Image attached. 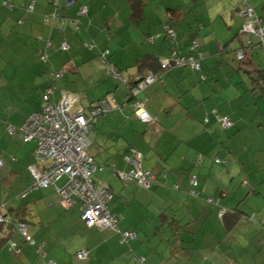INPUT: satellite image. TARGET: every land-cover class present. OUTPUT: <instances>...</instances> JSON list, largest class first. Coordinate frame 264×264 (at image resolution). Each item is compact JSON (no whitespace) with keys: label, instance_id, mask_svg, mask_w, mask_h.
<instances>
[{"label":"crops","instance_id":"1","mask_svg":"<svg viewBox=\"0 0 264 264\" xmlns=\"http://www.w3.org/2000/svg\"><path fill=\"white\" fill-rule=\"evenodd\" d=\"M142 1V15L133 17L128 0H76L68 9L58 0L66 20L48 24L43 18L53 11L52 0H0V72L8 82L0 83L6 85L0 93L5 173L0 211L25 221L26 235L34 241L13 226L9 232L0 226V264H137L132 239L122 242L121 229L151 230L160 239L154 252L144 253V264H264V50L254 48L236 63L234 53L244 43L238 34L244 20L235 12L239 0L223 7L222 22L211 8L203 17L183 0ZM83 4L87 12L77 15ZM254 10L264 17V0H256ZM193 39L203 53L201 71L187 66L161 71L160 79L138 95L146 101L148 120L134 112L129 86L101 72L108 68L136 82L157 71V64L148 63L171 58L173 51L187 53ZM5 51H10L6 59ZM94 63L100 71L93 68L91 80L102 83L97 95L89 93V80L85 86L66 83ZM55 72L61 75L54 82ZM50 86L51 99L66 97L73 109L88 108L107 95L114 99L111 111L88 132V152L99 166L95 179L110 187L108 210L118 217L116 229L86 226L79 204L62 203L53 185L32 188V168L41 166L34 157L36 142L9 134L7 126L19 127L39 112ZM216 116H227L232 126L221 127ZM132 149L140 152L142 168L157 176L149 188L114 173L131 167L125 157L133 158ZM66 181L62 176L56 185ZM234 209L247 217L227 229L220 212ZM9 239L19 246L18 254L9 250ZM162 240L167 253L160 249ZM82 249L88 258H76Z\"/></svg>","mask_w":264,"mask_h":264},{"label":"built area","instance_id":"2","mask_svg":"<svg viewBox=\"0 0 264 264\" xmlns=\"http://www.w3.org/2000/svg\"><path fill=\"white\" fill-rule=\"evenodd\" d=\"M76 3V0H64L65 7H71ZM87 5L83 4L79 8V14L87 12ZM239 14L249 19L253 15L250 7L243 5L239 10ZM56 13L48 16V19L53 18ZM167 32L173 36L171 29L167 28ZM242 33H251L257 36L261 44H264V21L259 20L257 24L246 21L241 28ZM150 40V39H149ZM61 49H65L67 44L61 43ZM198 43L192 41L188 52L179 54L173 51L171 58L161 61L163 69L174 66H187L194 71H201V59L203 54L197 49ZM108 50L101 52V59L106 60ZM237 59L241 60L245 57L244 48H239L236 51ZM115 79L127 84L128 79L120 72H111ZM60 72L53 74L54 79L59 78ZM153 73H147L140 78L136 84L129 89V98L131 105L137 117L141 120H148L149 114L145 109L146 101L138 98L140 91L145 87L159 79ZM204 79L203 73L200 75ZM54 86L47 88L42 95L44 105L39 112L30 114L19 127L7 126L9 134H16L21 139L26 141H35L34 157L41 165L40 168L33 166V184L32 188H45L53 185L59 195L60 201L66 205L79 204L80 219L88 227L117 228L118 217L116 214L108 210V202L112 196L110 187L103 182L95 179V173L99 169L98 164L94 161L92 155L88 152L90 140L88 132L94 127L97 120L108 113L114 106L113 97L107 95L100 98L88 108L73 109L68 98L62 97L59 100H52ZM218 124L227 128L232 126L233 122L227 116H216ZM133 158L125 157V160L131 164V167L126 171H114L123 181H134L143 187H149L156 182V174L149 169H143L141 166V154L138 150L132 149ZM218 163H225V160L220 158L215 159ZM4 164L0 158V166ZM62 176L67 178L66 183L59 187L56 181ZM192 187L196 185V176H190ZM190 193L196 195L197 192L191 188ZM10 222V218L0 211V222ZM16 228L19 232L25 235L27 241L34 243L26 235L27 225L24 222H16ZM121 239L126 242L129 239L136 237L133 230L120 232ZM9 250L14 253H19L20 248L14 241H9ZM78 259L88 258V250L82 249L76 253ZM138 264H144V257H135Z\"/></svg>","mask_w":264,"mask_h":264},{"label":"rangeland","instance_id":"3","mask_svg":"<svg viewBox=\"0 0 264 264\" xmlns=\"http://www.w3.org/2000/svg\"><path fill=\"white\" fill-rule=\"evenodd\" d=\"M31 1V0H30ZM237 1L238 0H183L181 3H188V8H190V9H192L195 13H196V15H203V17H207V13H206V9L207 8H211L212 10H213V12L216 14V18H218V20L220 21V22H222V20H223V18H222V16H221V14H222V12H223V7H225V6H228V5H230V4H235V3H237ZM240 1V0H239ZM255 1L256 0H248V3L251 5V7H253L254 8V6H255ZM155 2L156 3H158L159 2V0H155ZM150 7V6H149ZM256 7H258V6H256ZM226 17H224V19H225ZM225 20H227V18L225 19ZM239 36H241L242 38H243V41H244V43H245V41L248 39V38H250V39H252V40H256V38L254 37V36H250V35H247L246 33H244V34H239ZM262 49V48H261ZM260 49H258V51H259ZM261 53V52H260ZM260 53H258V54H260ZM4 59H6L9 55H10V51H5L4 53ZM235 55V58H236V63L238 64V62H240L238 59H237V57H236V52L234 53ZM242 60V59H241ZM1 61V60H0ZM93 68H95V69H97L96 70V73L98 72V71H100V70H98L100 67L98 66V65H95V63L94 64H92L91 66H90V68H85V69H81L80 71V75H78V74H75L74 75V78H73V83H71V82H68L67 80H66V83H68V84H71L72 86H85L84 84H85V81L86 80H89L90 82L89 83H87V86H88V89L90 90V92L89 93H93L94 95H97V94H95L94 92H96V90H99L100 89V85L99 84H102V83H97V82H95V80H91V77H92V75L90 74V72H92L93 71ZM2 69V66L0 65V70ZM101 72H104L106 75H108V77H111V76H113L112 74H111V72H109L108 71V68L106 69V70H102ZM100 72V73H101ZM199 75V74H198ZM49 77H50V75H49ZM127 78V77H126ZM128 79V78H127ZM209 79H210V77H209ZM208 79V80H209ZM64 80H65V78H64ZM128 81H129V79H128ZM4 83V84H7L8 82H7V79L4 77V76H2L1 75V72H0V83ZM204 83V81H200L199 83ZM59 83H62V80H60L59 81ZM118 85L119 86H121L122 85V82L121 81H118ZM129 83H127V85H128ZM129 86V89H130V86L131 85H128ZM6 88V85H5V87H3L2 86V88H0V93L4 90ZM98 93H100V92H98ZM7 94H8V92H7ZM112 95V94H111ZM139 97V96H138ZM131 99V98H130ZM85 100H87V99H85ZM125 106V105H124ZM111 111V110H110ZM109 111V112H110ZM89 151L91 150L90 148L88 149ZM3 158H4V156H3ZM5 173L3 172V170L2 169H0V179H1V177H3V175H4ZM96 175L98 174V176H99V174H100V172L99 171H96V173H95ZM100 177V176H99ZM58 184L59 185H61L62 183L61 182H58ZM141 187H143V186H141ZM7 191L10 193V189L7 187ZM14 194H15V192H13ZM14 194H12V195H14ZM12 201L14 200V199H11ZM252 219V218H251ZM140 223H142V222H140ZM144 223V222H143ZM145 223H147V222H145ZM121 229V228H120ZM128 230H131V229H128ZM133 230V229H132ZM239 230H240V228H239ZM117 231V230H116ZM124 231H126V230H124ZM122 229H121V231L120 232H124ZM133 231H135V230H133ZM151 230H147V231H140V230H137V232L136 233H138V235H137V238H135V239H132L130 242H129V245L130 246H132V247H134V249H135V251L136 252H134L135 253V255L136 256H144V253L146 254V255H148V254H150V251H152V252H154V250H152L151 248H155V247H157V246H159V244H157V242L160 240L157 236H153L151 233H149ZM242 233L240 234V235H242L243 237L245 236L244 235V230H240ZM235 233H237V229H235V231H234ZM152 237H151V236ZM151 237V238H150ZM151 240H152V242H151ZM173 240V239H172ZM36 242H35V246H38L39 244L38 243H40L38 240H35ZM167 242V240H162V242H161V247H160V249L162 248L163 249V251H165V253H167L170 249L168 248V247H166V243ZM152 243H154L153 244V247H151V244ZM135 244H139V245H141L142 247H144V250L145 251H141V250H139V249H136V247H135ZM124 246H128L127 244L126 245H124ZM129 247V246H128ZM237 248H238V245H237ZM175 250H177V248L175 249ZM163 251H161V252H163ZM240 254H243V253H246V252H244V251H238ZM73 253V252H72ZM179 254V252H175V254L174 255H178ZM134 255V256H135ZM77 258V257H76ZM178 259L176 258V261H177ZM86 261H78L77 260V262H75L74 264H86L85 263Z\"/></svg>","mask_w":264,"mask_h":264},{"label":"trees","instance_id":"4","mask_svg":"<svg viewBox=\"0 0 264 264\" xmlns=\"http://www.w3.org/2000/svg\"><path fill=\"white\" fill-rule=\"evenodd\" d=\"M63 1V7H65V5H64V0H62ZM129 1V3H130V6H131V9H132V13H133V17L135 16V15H142V9H143V1L142 0H128ZM52 4H53V11L52 12H50V13H47V14H45L44 15V18H43V21L44 22H46V23H48V24H53L56 20H58L61 24H63L64 22H65V20H66V17L65 16H62L61 15V13H60V10H61V7L59 6V2H58V0H52ZM243 5H245V6H248V7H250L251 9H252V11H253V15H252V17L251 18H249V19H246V18H244V17H242L240 14H239V10L243 7ZM72 7V6H71ZM65 8H67V7H65ZM68 8H70V7H68ZM67 8V9H68ZM80 8V7H79ZM79 8H78V12H77V15H83V14H79ZM235 12H236V14L238 15V16H240L241 18H243V23H242V25H241V27H240V29L238 30V34H244L243 32L241 33L240 32V30H241V28L243 27V25H244V23L246 22V21H251V22H253V23H255V24H257V22H259V20H262V21H264V17H262V16H259L256 12H255V10H254V8L253 7H251V5L248 3V0H240V4L237 6V8H236V10H235ZM53 13H56V15L53 17V18H51V19H48V16H50L51 14H53ZM79 17H77V18H75V20L76 19H78ZM67 19H69L68 17H67ZM79 20V19H78ZM77 22V21H76ZM74 24V23H73ZM77 24H78V22H77ZM76 26V25H75ZM168 28V27H167ZM240 32V33H239ZM173 33H174V31H173ZM246 34L247 35H250V36H254L255 38H256V40L254 41V40H252V39H248L245 43H243V44H241V46H239L237 49H239V48H244V50H245V57L242 59V60H239L240 62H242V61H244L245 59H246V57H247V55H248V53H249V51H251L252 49H254V48H262L263 50H264V44H261V42H259V40L257 39V36L256 35H254V34H251V33H247L246 32ZM172 37V39H174V35L173 36H171ZM176 38V37H175ZM193 40H196L197 41V43H198V47H197V49H198V51L199 52H201L202 53V51L200 50V47H199V41L197 40V39H193ZM192 40V41H193ZM192 41H191V43L190 44H192ZM190 46V45H189ZM237 51V50H236ZM203 54V53H202ZM237 57V56H236ZM203 59V58H202ZM201 59V60H202ZM157 62V63H156ZM149 65H156L157 64V66H158V69H157V71H153L152 73H154L156 76H159V77H161L160 76V72L161 71H166V70H169L171 67H174V65H172L171 67H169V68H166V69H163L162 67H161V60H155V61H151V63H148ZM51 78H52V80L55 82V81H57L56 79H54L52 76H51ZM160 79V78H159ZM51 80V81H52ZM158 80V79H157ZM50 81V82H51ZM128 85H134V84H136L137 83V81L136 82H132V81H128ZM130 86V87H131ZM139 98V97H138ZM142 99V98H141ZM221 159V158H220ZM140 161H141V158H140ZM144 169V168H143ZM156 181H157V176H156ZM156 183V182H155ZM154 183V184H155ZM154 184H152V185H154ZM151 185V186H152ZM150 187V186H149ZM148 187V188H149ZM194 188V187H193ZM220 214H221V219H222V222H223V224H224V226H225V228H227V229H231V227L236 223V221L238 220V219H240V217H243V218H246L247 216H245V215H243L242 216V212L239 210V209H234V210H227V211H224V210H222L221 212H220ZM5 215H6V217H8V218H10V222H6V221H4V222H0V226H3V227H6L7 228V230H8V232H9V229H10V227L11 226H13L16 230H18L17 228H16V226H15V224H16V222H24L25 224H26V222L25 221H22V220H18V219H16L12 214H10V213H5ZM116 229V228H115ZM136 233V232H135ZM120 238H121V234H120ZM134 239V238H133ZM130 240V239H129ZM129 240H127L126 241V243L129 241ZM9 241H14L13 239H9L8 241H7V246H8V243H9ZM121 241H122V239H121ZM15 242V241H14ZM123 242V241H122ZM16 243V242H15ZM11 251V250H10ZM13 252V251H12ZM16 254H18V253H16ZM135 257H144V256H136L135 255ZM134 257V258H135ZM145 258V257H144ZM137 263V262H136ZM138 264V263H137Z\"/></svg>","mask_w":264,"mask_h":264}]
</instances>
